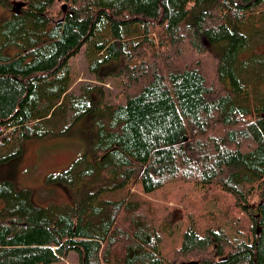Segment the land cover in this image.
Here are the masks:
<instances>
[{"label": "trees", "instance_id": "16d2710c", "mask_svg": "<svg viewBox=\"0 0 264 264\" xmlns=\"http://www.w3.org/2000/svg\"><path fill=\"white\" fill-rule=\"evenodd\" d=\"M82 47L115 101L70 91ZM85 114L70 202L0 181V264H264V0H0V151Z\"/></svg>", "mask_w": 264, "mask_h": 264}, {"label": "rangeland", "instance_id": "374dc122", "mask_svg": "<svg viewBox=\"0 0 264 264\" xmlns=\"http://www.w3.org/2000/svg\"><path fill=\"white\" fill-rule=\"evenodd\" d=\"M72 84L70 91L78 94L84 85L103 87L104 96L112 101L116 100L120 82L118 78L108 76L103 83L97 81L96 75L90 71L89 62L84 47L70 59ZM105 71V69L101 70ZM92 137V129L88 116L82 115L68 129L55 134L25 139L17 152L15 143L0 151V181L9 180L16 189H28L31 201L35 206H48L70 202L69 192L60 184L50 182L47 176L65 169L75 158L87 148ZM202 202L217 195L218 191H201ZM129 195L132 199L143 198L145 195L137 185H128L114 192L106 193L107 198H119ZM171 198L164 202L173 204L177 199L174 194L168 193ZM160 203H163L161 201ZM163 203V204H164ZM3 201L0 199V208ZM175 232V233H174ZM168 240H177L178 234L173 233ZM50 264H79L73 254L66 258L52 261Z\"/></svg>", "mask_w": 264, "mask_h": 264}, {"label": "water", "instance_id": "95a60500", "mask_svg": "<svg viewBox=\"0 0 264 264\" xmlns=\"http://www.w3.org/2000/svg\"><path fill=\"white\" fill-rule=\"evenodd\" d=\"M65 9H66V4H63L62 5V11L64 12ZM187 264H197V262L196 261H189Z\"/></svg>", "mask_w": 264, "mask_h": 264}]
</instances>
